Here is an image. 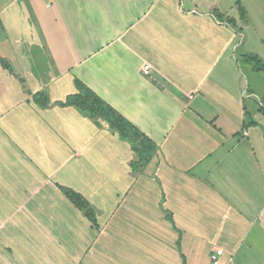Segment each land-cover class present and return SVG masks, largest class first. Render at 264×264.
<instances>
[{
  "label": "crops",
  "instance_id": "obj_1",
  "mask_svg": "<svg viewBox=\"0 0 264 264\" xmlns=\"http://www.w3.org/2000/svg\"><path fill=\"white\" fill-rule=\"evenodd\" d=\"M223 1L0 0L10 31L0 38L2 133L26 159L15 161L32 168L25 182L15 180L32 186L24 193L2 188L0 170V264H211L215 249L226 251L225 264H264V96L260 75L251 79L247 69L257 71L241 59L254 54L264 63V0ZM11 57L17 73L4 66ZM76 81L155 144L141 172L132 168L137 155L102 122L65 106L78 94ZM40 93L49 96L45 109L34 103ZM18 109L20 118L8 117ZM90 161L108 176L97 171L94 183L85 178L72 190L89 202L94 228L66 197L77 218L59 245L56 226L39 227L40 219L35 238L23 240L15 226L3 231L22 211L20 200L36 201L32 217L54 221V194L44 188L71 189L73 176L90 177ZM39 164L55 170L41 189L33 180Z\"/></svg>",
  "mask_w": 264,
  "mask_h": 264
},
{
  "label": "rangeland",
  "instance_id": "obj_2",
  "mask_svg": "<svg viewBox=\"0 0 264 264\" xmlns=\"http://www.w3.org/2000/svg\"><path fill=\"white\" fill-rule=\"evenodd\" d=\"M206 1H208V0H206ZM209 1H214V0H209ZM217 1V0H216ZM221 1V5H222V3L224 2L223 0H220ZM231 2H232V4L234 5V4H236V3H238V2H242L243 4L244 3H248L249 4V2H252L253 0H246V2L244 1V0H230ZM239 4L238 5V7H240V8H238V11H239V13H241L240 15H241V18L242 17H244L245 16V13H244V5L243 4ZM215 6L217 5V3L215 2V4H214ZM221 8V6H219V9ZM213 13H215L216 14V16L220 19V18H224V17H221L219 14V11L218 10H216V9H214L213 10ZM238 13V14H239ZM223 20V19H222ZM0 22H1V24H2V21H1V18H0ZM227 23V22H226ZM9 31V30H8ZM8 31L5 29V26L4 25H2V29L0 30V38H4L5 37V39H7L8 38ZM10 32V31H9ZM12 32H13V34H19L20 35V32H19V30H15V29H13L12 30ZM25 32V31H24ZM246 55H251V54H247V53H245ZM254 55V54H253ZM244 56V55H243ZM255 56V55H254ZM256 57V56H255ZM256 58H258V57H256ZM0 59L2 60V46L0 45ZM242 60H243V57L241 58ZM261 61V60H260ZM3 62H4V66L9 70V71H11V72H15V73H17V71L19 72V70H18V67H16L15 66V63H14V60H13V57H11V58H6V59H3ZM262 62V61H261ZM263 63V62H262ZM251 65H248L247 64V66H248V68H250L252 71H256V70H258V68L257 67H259V65L257 64V62H252V63H250ZM264 64V63H263ZM247 72L249 73V74H251V79H253L254 78V75H260V77L258 78V80H259V83L261 84V86L259 87V88H261V90H260V97H263L264 96V71L262 70V71H257V72H254V73H252L249 69H247ZM258 72H260V73H258ZM253 77V78H252ZM255 79V78H254ZM22 83H24V82H22ZM2 83H0V85H1ZM257 85L254 87V89H257ZM256 91V90H255ZM34 103L37 105V103H36V101H34ZM4 104V103H3ZM10 104H8L7 106H9ZM12 105V104H11ZM2 111V87L0 86V112ZM23 110H14L13 112H9V115H8V117H11V116H14L15 114V116L17 117V118H20V116L19 115H17V113H20V112H22ZM86 114V113H85ZM86 116H87V119L88 120H92L91 122L92 123H94L95 121H96V124H98V122H100L99 120H96V119H92L88 114H86ZM11 121H13V119H11L10 120V122ZM3 122H2V119H0V163L2 164V167L0 166V170L2 169V178H6L7 179V184H5L6 186H3L2 188H4V189H6L7 190V188H9V189H14V190H18L19 189V191H23L22 193H24L25 191L26 192H29L30 191V186H26V185H22L23 186V189H21L19 186H16V183H15V180L16 179H20V178H24V182H25V180H27V178H29V176H27L32 170V168H30V166L27 168V167H21L20 166V164L18 163V162H16L15 160H17V161H25L26 159H20V155H19V153H14L13 151H12V149L9 147L10 145H12V148H18L17 147V145H16V143H15V141L11 138V137H9L8 135V138H6L5 136H4V134L2 133V124ZM32 123H34V121L32 120ZM17 126H18V128L20 129L19 131H20V133L21 132H23L24 134H25V130H26V128L24 127V125H23V123H22V121H21V126L17 123ZM16 126V127H17ZM13 129V128H12ZM108 132H110L109 130H107ZM15 139H17L18 140V143H19V141L20 142H22L24 145H29V147H31V148H33L32 150H35V152H37L38 151V147H37V143L36 144H34L33 142H30L29 144L28 143H26V140L27 139H30L29 137H27V136H22V135H20V134H16L15 136ZM134 139H137L136 141H135V143H136V146H138V149L141 151V163H144V160L143 159H145V160H147L148 161V159H150V156L149 155H146V154H144V151H148L150 148H149V146L147 145V146H145V144L143 143V141H141V139H138L137 137H135ZM43 141L45 140V137L42 139ZM40 141V140H39ZM38 140H37V142H39ZM124 143V142H123ZM10 144V145H9ZM4 149H8V151L7 152H5L4 151ZM14 154H15V159H14ZM23 155V157L24 158H26L28 155L27 154H22ZM48 155H50L51 157V159L52 160H54V159H56V160H62V159H65V157L62 155V154H55V153H49ZM4 156H6L7 158L5 159V157ZM78 156V155H77ZM153 157V156H152ZM152 157H151V159H152ZM3 158V159H2ZM150 159V160H151ZM143 161V162H142ZM45 167H47L48 165H47V161L46 160H44L43 158H42V160L40 161ZM137 162H139V159H138V157H137ZM58 163V162H57ZM93 163L94 162H91L90 161V163H87V166H89V169H90V172H89V175H90V177H88V174H87V172H85L84 174H83V181L80 179V178H76V177H74L73 176V179H74V184L73 185H71V187H69V188H71V190H72V188H74V187H80V185L81 184H83L85 181H84V179L86 178V179H88V178H90V182H92V183H94V180H95V174L97 173V171H98V167H95L94 165H93ZM102 162H100L99 163V166L101 165V166H103L102 164H101ZM78 164H79V162H78ZM105 164H106V162H105ZM43 165H33V172H34V176L35 177H37L38 176V178H33V180H35L34 182L35 183H39V185H38V187H39V189H41L42 187H44V181H43V177H48V175H49V173L51 174V173H54V168H52V169H48V170H46L45 171V173H43V169H45L44 168V166ZM77 165V164H76ZM57 166H60L59 164H57ZM137 167V169H135L134 170V172H138L137 170H139V171H142V166H136ZM106 167H104V169H105ZM69 169L67 168H65L64 170H63V172L64 173H67L68 174V171ZM76 170V169H75ZM101 174H103V170H99L98 171V176L100 177V176H104V174H105V176H108V174H106V173H104L103 175H101ZM69 175V174H68ZM27 176V177H26ZM26 177V178H25ZM62 177V175L59 177V178H61ZM60 180V179H59ZM30 181V180H29ZM61 181V180H60ZM91 183V184H92ZM67 185H69V184H67L66 182H63L62 183V185L61 184H59V183H56L54 186H52V185H49L48 187L46 186L45 188H46V190H45V188H44V191L46 192V193H51V194H54V197H53V200L51 201L52 203H53V205L55 206V209H54V214H55V216H54V218H53V220L54 221H52L51 219H49L48 220V222L44 219V218H38L37 216H34V217H32L31 216V212H32V209H34L35 207H36V201L35 200H24V201H22V200H20V201H17V202H14L15 204H17L18 205V207H21V210L22 211H20L18 214H17V216H14V218H13V220L10 222V223H8V226L9 227H6V228H4L3 229V231H7V232H10L11 230H10V228L11 227H16L18 230H20L21 231V235H22V238H23V240H26V238L28 237V236H30L32 233H34L35 235H33V238H35L36 237V234H38V229H37V225L39 224V219L40 220H42V225H38L39 227H43V228H46V227H49V226H56V228L55 227H50L49 228V230L50 231H48L47 232V234H52V232H53V229L52 228H55V230H56V233L54 234L55 235V245L57 246V245H59V243H62V238H59V236L61 237L62 236V233H63V228L65 227V226H67V225H70V226H72L71 224H72V222H75L76 223V218H77V215L76 214H72V212L73 211H70V209H68V207H67V205L69 204L68 203V200H67V196H66V194H65V192L63 191V189L65 188V187H68ZM74 185H76V186H74ZM73 186V187H72ZM7 187V188H6ZM19 187V188H18ZM25 187V188H24ZM32 187V186H31ZM74 191H75V189H73ZM22 201V202H21ZM72 208H73V205H70ZM69 213V214H68ZM86 214H85V216H87V219L89 220V221H91L93 224H92V227L90 226V223L89 222H86V224H85V227H91V228H94L93 226L95 225V222L94 221H92V220H94L93 218H92V215H91V213L90 212H85ZM76 216V218L74 219L73 218V216ZM6 217H8V216H6ZM11 218V217H10ZM81 219V218H80ZM9 221V220H8ZM56 223V224H55ZM84 227V228H85ZM58 228V229H57ZM76 228V227H75ZM28 230H29V232L30 233H28ZM5 234V233H4ZM45 234H43V236H44ZM71 237L73 238V240L77 237V234H74V233H72L71 234Z\"/></svg>",
  "mask_w": 264,
  "mask_h": 264
},
{
  "label": "trees",
  "instance_id": "obj_3",
  "mask_svg": "<svg viewBox=\"0 0 264 264\" xmlns=\"http://www.w3.org/2000/svg\"><path fill=\"white\" fill-rule=\"evenodd\" d=\"M229 23L231 25L236 24L234 20H229ZM1 29L2 24L0 22V30ZM252 62H257V64L259 65V67H257L258 70L256 71H264V64L260 61L259 58H256L252 54L243 56L242 63L251 65L250 63ZM76 87L78 89V94L70 96L67 99L65 106L75 107L83 113L88 114L92 119H96L102 122L105 125V128L110 131V133L114 134L120 141L126 143L137 155L139 162L134 163L132 165V168L135 170L137 169L136 166H142L143 169L156 152L155 144L149 138H147L137 127H135L118 111H116L111 105L102 100L90 88L85 86L80 81H76ZM34 101H36L37 105L40 108L45 109L49 106V96L46 93L35 95ZM251 124L252 122L250 124H246V127L250 126ZM135 137L141 139L145 146L148 145L150 148L148 151H144V154L150 156V159H148V161L143 159L144 163H141V151L138 149V146H136L135 141L137 139H134ZM137 171L141 172L139 170ZM63 191L65 192L70 202H72L74 207L82 211L83 214H86L85 212H90L92 218L94 219V211L91 208L89 202L82 195L68 188H64Z\"/></svg>",
  "mask_w": 264,
  "mask_h": 264
},
{
  "label": "built area",
  "instance_id": "obj_4",
  "mask_svg": "<svg viewBox=\"0 0 264 264\" xmlns=\"http://www.w3.org/2000/svg\"><path fill=\"white\" fill-rule=\"evenodd\" d=\"M151 67L149 65L145 66L144 74L146 76L150 75ZM226 256V251L224 249H215L211 253V264H225L223 258Z\"/></svg>",
  "mask_w": 264,
  "mask_h": 264
}]
</instances>
